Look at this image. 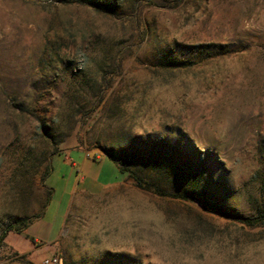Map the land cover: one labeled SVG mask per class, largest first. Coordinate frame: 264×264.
I'll return each mask as SVG.
<instances>
[{
    "label": "rangeland",
    "instance_id": "rangeland-1",
    "mask_svg": "<svg viewBox=\"0 0 264 264\" xmlns=\"http://www.w3.org/2000/svg\"><path fill=\"white\" fill-rule=\"evenodd\" d=\"M69 1L0 0V232L52 190L41 246L10 233L0 264H264V225L141 190L103 153L264 212V0Z\"/></svg>",
    "mask_w": 264,
    "mask_h": 264
},
{
    "label": "trees",
    "instance_id": "trees-1",
    "mask_svg": "<svg viewBox=\"0 0 264 264\" xmlns=\"http://www.w3.org/2000/svg\"><path fill=\"white\" fill-rule=\"evenodd\" d=\"M69 2H76L82 3L84 0H70ZM91 4H95L96 6H104L105 4L103 1L100 2H93ZM104 156L111 161L117 171L122 175H127L128 179L131 180L135 186L141 190L152 192L153 194L162 197V198H173L179 199L182 201H196L201 205V208L204 212L216 214L228 221L233 223H237L243 227L247 228H256L264 225V212L257 213L255 216L252 217H245L239 215L238 213L234 212L233 210L228 209L224 205L219 202L212 201L205 196H189L187 194L182 193H168L163 188L154 186L153 184L143 182L142 179L133 171L128 169L126 164V159L123 156L116 155L113 151H103ZM51 166L49 165L45 169V175L43 180L45 181L46 176L50 173ZM51 192L52 190L48 188L47 191V198L45 200V204L40 211V213L32 216V217H20L15 219L12 223L7 225L1 232H0V247L3 244L5 238L10 233H14L17 235H25V238L30 242L36 244L37 247H40V243H36L35 238L28 234V228L35 220L40 219L46 207L48 206L50 199H51Z\"/></svg>",
    "mask_w": 264,
    "mask_h": 264
},
{
    "label": "crops",
    "instance_id": "crops-1",
    "mask_svg": "<svg viewBox=\"0 0 264 264\" xmlns=\"http://www.w3.org/2000/svg\"><path fill=\"white\" fill-rule=\"evenodd\" d=\"M105 157H98L97 158V160H100L101 162L103 161V159H104ZM107 159V158H106ZM109 161V160H108ZM111 162V161H110ZM112 163V162H111ZM113 164V163H112ZM114 165V164H113ZM115 167V166H114ZM117 169H114L113 168V174L115 175H117ZM95 181H97V182H101L100 180H99V178H95ZM80 185V184H79ZM74 190H75V187H74V189H73V192H74ZM73 194V193H72ZM66 213H67V210H66V212H65V214H64V216H63V218H62V220L64 219V217H65V215H66ZM54 237H55V235L54 236H52V237H47L45 240H43V241H49V240H52V238L54 239ZM35 238V237H34ZM35 239H37V238H35Z\"/></svg>",
    "mask_w": 264,
    "mask_h": 264
},
{
    "label": "built area",
    "instance_id": "built-area-1",
    "mask_svg": "<svg viewBox=\"0 0 264 264\" xmlns=\"http://www.w3.org/2000/svg\"><path fill=\"white\" fill-rule=\"evenodd\" d=\"M45 263H49V261L46 260ZM52 263H57V261L56 260H53Z\"/></svg>",
    "mask_w": 264,
    "mask_h": 264
}]
</instances>
